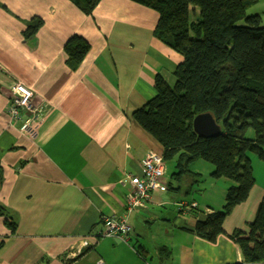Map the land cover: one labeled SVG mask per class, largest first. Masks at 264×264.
<instances>
[{"label": "crops", "instance_id": "0c3cea01", "mask_svg": "<svg viewBox=\"0 0 264 264\" xmlns=\"http://www.w3.org/2000/svg\"><path fill=\"white\" fill-rule=\"evenodd\" d=\"M191 11L195 22L199 9ZM248 11L264 23V0ZM34 18L44 24L27 39ZM158 18L131 0H102L89 16L69 0H0V204L17 224L13 231L0 216V264L245 263L231 234L249 232L264 198V162L255 157L256 183L216 242L197 236L196 224L226 205L233 182L215 179L203 160L182 184L167 163L165 190L144 208L126 209L143 160L164 154L133 114L156 96L158 77L175 85L183 62L154 36ZM75 36L90 44L78 66L65 50ZM17 83L46 112L30 119L24 111L14 124L8 108ZM106 216L128 219L127 239L100 237Z\"/></svg>", "mask_w": 264, "mask_h": 264}, {"label": "trees", "instance_id": "16d2710c", "mask_svg": "<svg viewBox=\"0 0 264 264\" xmlns=\"http://www.w3.org/2000/svg\"><path fill=\"white\" fill-rule=\"evenodd\" d=\"M85 15H92L102 0H69ZM157 12L154 36L183 57L175 70V85L158 77L156 96L136 110L134 119L164 149L166 163H175L173 178H195L191 166L198 160L215 167V179L233 182L226 205L196 224L197 236L216 242L234 209L248 200L256 180L249 154L264 162V24L259 14H248L258 0H131ZM199 9L191 21V7ZM44 22L34 18L24 31L32 38ZM65 50L78 66L90 50L80 36ZM210 113L221 127L217 137L204 138L193 128L194 118ZM2 168L0 165V180ZM174 190V185H169ZM159 192V191H158ZM0 204V216L16 231L17 224ZM249 232L235 230L245 263L264 261V198Z\"/></svg>", "mask_w": 264, "mask_h": 264}, {"label": "built area", "instance_id": "2783aa9c", "mask_svg": "<svg viewBox=\"0 0 264 264\" xmlns=\"http://www.w3.org/2000/svg\"><path fill=\"white\" fill-rule=\"evenodd\" d=\"M12 99L8 108V114L13 123H19L24 111L29 113L30 119L36 114L46 112V109L37 107L34 104L33 90L24 85L17 83L12 90ZM167 163L164 158L154 152H149L142 163V175L131 178L132 190L126 198V209L129 213L137 209L144 208L152 199V194L165 190L163 178L166 175ZM105 229L100 233V237H119L127 239L132 231V227L126 217H104ZM88 246V242H84ZM102 264V263H99Z\"/></svg>", "mask_w": 264, "mask_h": 264}, {"label": "water", "instance_id": "95a60500", "mask_svg": "<svg viewBox=\"0 0 264 264\" xmlns=\"http://www.w3.org/2000/svg\"><path fill=\"white\" fill-rule=\"evenodd\" d=\"M194 131L201 137L213 138L221 133V127L210 113L199 114L193 121Z\"/></svg>", "mask_w": 264, "mask_h": 264}, {"label": "rangeland", "instance_id": "374dc122", "mask_svg": "<svg viewBox=\"0 0 264 264\" xmlns=\"http://www.w3.org/2000/svg\"><path fill=\"white\" fill-rule=\"evenodd\" d=\"M248 14L251 15L249 11H248ZM191 18H192V15H191ZM191 20H192V19H191ZM263 24H264V23H263ZM249 157H255L258 161H261V164L263 163L262 160H260V159H259L256 155H254V154H251V155L249 154ZM169 167L172 168V167H173L172 164H170ZM256 171H257V175H258L259 178H260V175H259V173H258V169H257V168H256Z\"/></svg>", "mask_w": 264, "mask_h": 264}]
</instances>
